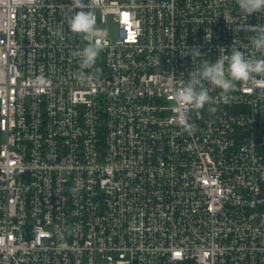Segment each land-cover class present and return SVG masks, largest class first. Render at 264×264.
I'll return each instance as SVG.
<instances>
[{
	"label": "built area",
	"instance_id": "1",
	"mask_svg": "<svg viewBox=\"0 0 264 264\" xmlns=\"http://www.w3.org/2000/svg\"><path fill=\"white\" fill-rule=\"evenodd\" d=\"M85 3L91 70L71 54L86 44L71 0H0V264H264V86L237 82L224 103L206 85L217 102L189 110L191 134L174 100L233 46L264 59L247 31L264 13Z\"/></svg>",
	"mask_w": 264,
	"mask_h": 264
},
{
	"label": "clouds",
	"instance_id": "2",
	"mask_svg": "<svg viewBox=\"0 0 264 264\" xmlns=\"http://www.w3.org/2000/svg\"><path fill=\"white\" fill-rule=\"evenodd\" d=\"M237 4L240 12L246 17L253 13H264V0H237ZM86 8L85 0H71V11L66 14L64 23L72 35H81L86 42L82 48L72 50L71 54L79 59L81 69L91 70L102 50V43L96 38V18L92 12L86 11ZM247 31L255 33L249 37L251 47L264 52V25L249 26ZM188 49L191 53L184 50L182 55H201L195 47ZM231 50L230 56H219L211 62L205 59L198 68L194 67L188 73L189 79L176 91L174 100L178 109L177 115L186 132L191 134L197 130L194 124L187 122L189 110H199L205 104L217 102V98L209 94V87L206 85L220 89L221 95L218 99L224 103L230 102L229 93L235 90L237 82L264 86V59L246 58L244 53L234 46ZM77 78L87 79L88 76L81 72L77 73ZM210 110L214 112L215 108Z\"/></svg>",
	"mask_w": 264,
	"mask_h": 264
},
{
	"label": "rangeland",
	"instance_id": "3",
	"mask_svg": "<svg viewBox=\"0 0 264 264\" xmlns=\"http://www.w3.org/2000/svg\"><path fill=\"white\" fill-rule=\"evenodd\" d=\"M116 32H117V27L112 25L111 26V35L114 37L116 35Z\"/></svg>",
	"mask_w": 264,
	"mask_h": 264
}]
</instances>
